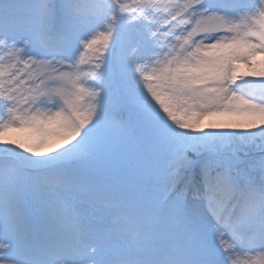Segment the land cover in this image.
<instances>
[{
    "label": "snow or ice",
    "instance_id": "snow-or-ice-1",
    "mask_svg": "<svg viewBox=\"0 0 264 264\" xmlns=\"http://www.w3.org/2000/svg\"><path fill=\"white\" fill-rule=\"evenodd\" d=\"M257 56L264 0H0V264H264Z\"/></svg>",
    "mask_w": 264,
    "mask_h": 264
},
{
    "label": "rangeland",
    "instance_id": "rangeland-1",
    "mask_svg": "<svg viewBox=\"0 0 264 264\" xmlns=\"http://www.w3.org/2000/svg\"><path fill=\"white\" fill-rule=\"evenodd\" d=\"M264 56H257V60L259 58H263ZM243 67V66H242ZM242 116H234V115H223V116H214L210 118H206L203 123L204 124H215V123H239L243 122Z\"/></svg>",
    "mask_w": 264,
    "mask_h": 264
},
{
    "label": "trees",
    "instance_id": "trees-1",
    "mask_svg": "<svg viewBox=\"0 0 264 264\" xmlns=\"http://www.w3.org/2000/svg\"><path fill=\"white\" fill-rule=\"evenodd\" d=\"M264 59V58H263Z\"/></svg>",
    "mask_w": 264,
    "mask_h": 264
}]
</instances>
